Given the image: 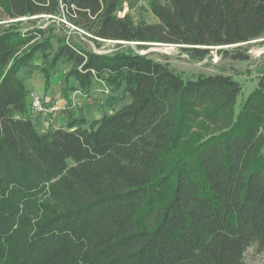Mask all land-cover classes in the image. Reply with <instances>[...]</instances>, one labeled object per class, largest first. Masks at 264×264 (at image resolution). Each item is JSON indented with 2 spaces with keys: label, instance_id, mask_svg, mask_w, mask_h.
Segmentation results:
<instances>
[{
  "label": "trees",
  "instance_id": "trees-1",
  "mask_svg": "<svg viewBox=\"0 0 264 264\" xmlns=\"http://www.w3.org/2000/svg\"><path fill=\"white\" fill-rule=\"evenodd\" d=\"M124 1L0 0V264H242L264 247V74L236 112L232 74L189 77L139 53L248 61L264 0H148L153 23L120 17ZM57 19L114 47L77 46ZM37 56L46 77L70 67L67 92L102 81L128 102L38 130L20 76Z\"/></svg>",
  "mask_w": 264,
  "mask_h": 264
},
{
  "label": "rangeland",
  "instance_id": "rangeland-1",
  "mask_svg": "<svg viewBox=\"0 0 264 264\" xmlns=\"http://www.w3.org/2000/svg\"><path fill=\"white\" fill-rule=\"evenodd\" d=\"M125 2L128 4L130 3L129 7L124 10L127 6L124 7L123 4L117 12L119 16L125 12L131 14L134 19L143 18L148 23L156 22L155 18L149 12L147 4L148 0H125L124 3ZM50 22V20L44 18L39 21L37 25L43 27L50 24ZM53 28H55L54 34L68 39L77 46L85 47L87 49L93 48L103 53H109L114 47V43L106 42L102 49L99 50L95 48L83 37L81 32L75 31L71 25L62 19H57L55 23H53ZM262 45L263 43L261 42L248 45L250 54L256 53ZM129 47L132 50H136L134 44ZM124 49L126 48L124 47ZM139 53H146L155 61L168 63L173 70L182 72L189 77L199 73L216 74L221 72L238 76V79L242 84V93L236 100V112L240 109V105L245 100L248 93L256 87V83L253 85L252 81L256 78L255 74L257 71L253 72V70L251 71L247 69L248 66L255 64L253 59L249 62L221 59L214 49L211 50L203 60L194 61L174 45H154L147 49L139 50ZM45 66L42 58L37 56L30 66L21 71V80L24 82L25 87L29 92L40 95L45 101V104L58 98L60 101L59 111L54 117L44 115L45 117L43 119L42 115L34 114L30 108L33 122L35 118L40 117L54 126H59V124L64 126L70 119L80 117V115L82 116L85 111L88 112L87 107H90L89 110L92 111L91 114L85 115L86 117L84 118L93 120L92 117L95 116L96 119L94 120H99L103 113L110 114L113 110H117L128 101V98H120V88L106 86L102 81L97 82V84L91 89L89 95L81 93L78 90L67 92L68 84L71 81L69 78H66V74L70 67L66 64L64 65L60 63L55 69L51 70L46 77L45 71L43 70ZM66 111L69 112V114L66 113ZM41 125L45 128L43 122ZM36 128L38 130L41 129V127L39 128L37 126ZM46 200L47 198H44L41 202H46ZM242 264H264V247H260L256 243L249 245L243 253Z\"/></svg>",
  "mask_w": 264,
  "mask_h": 264
},
{
  "label": "crops",
  "instance_id": "crops-1",
  "mask_svg": "<svg viewBox=\"0 0 264 264\" xmlns=\"http://www.w3.org/2000/svg\"><path fill=\"white\" fill-rule=\"evenodd\" d=\"M130 4V3H129ZM129 4L127 3V2H125L124 3V7L125 6H127V7H123L124 8V10H126L128 7H129ZM123 10V9H122ZM125 13V12H124ZM124 13L122 14V15H120V17L121 16H123L124 15ZM126 14V13H125ZM256 43H258V42H256ZM263 43V45L261 46V48H259L257 51H256V53H253V54H250V59L248 60V61H245V62H249V61H251L252 59L254 60V65H250V66H248L247 67V69L248 70H253V72H255V71H257V73L255 74V76H256V78L255 79H253V85L255 84V83H257V79H258V77L260 76V75H262V74H264V41L262 42ZM234 76V78L236 79V80H238L239 81V79H238V76H235V75H233ZM240 82V81H239ZM241 83V82H240ZM242 85V84H241ZM253 87V86H252ZM251 92V91H250ZM249 92V93H250ZM242 93V92H241ZM128 102V101H127ZM126 104V103H125ZM89 108L90 107H87V109H88V112L87 111H85L84 112V114L81 116L80 115V117H86L85 115H87V114H91V111L92 110H89ZM68 111H70V110H68ZM66 113H68L69 114V112H67L66 111ZM42 117H43V119H44V115H42ZM42 118H40V117H37V118H35L34 119V122H35V125L37 126V127H41V129H40V131H46L47 129H48V125H49V123L50 122H47L46 120H43ZM88 119V118H87ZM92 119H96V117L94 116V117H92ZM37 120V121H36ZM42 122H43V124L45 125V128H43L42 127ZM59 126H61V124H59Z\"/></svg>",
  "mask_w": 264,
  "mask_h": 264
},
{
  "label": "built area",
  "instance_id": "built-area-1",
  "mask_svg": "<svg viewBox=\"0 0 264 264\" xmlns=\"http://www.w3.org/2000/svg\"><path fill=\"white\" fill-rule=\"evenodd\" d=\"M94 51H96L97 53H103L95 49ZM29 97L31 111L36 115H47L50 117H54L59 111L60 101L58 98L53 99L48 104H45V101L42 99V97L36 93H30Z\"/></svg>",
  "mask_w": 264,
  "mask_h": 264
},
{
  "label": "water",
  "instance_id": "water-1",
  "mask_svg": "<svg viewBox=\"0 0 264 264\" xmlns=\"http://www.w3.org/2000/svg\"><path fill=\"white\" fill-rule=\"evenodd\" d=\"M149 45H152V46H154V45H156V44H149ZM141 54H146V53H141Z\"/></svg>",
  "mask_w": 264,
  "mask_h": 264
}]
</instances>
